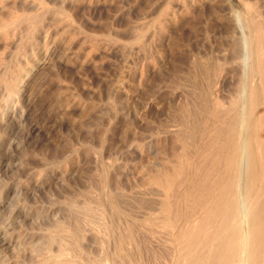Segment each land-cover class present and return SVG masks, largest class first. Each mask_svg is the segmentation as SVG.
I'll use <instances>...</instances> for the list:
<instances>
[{"label": "rangeland", "instance_id": "rangeland-1", "mask_svg": "<svg viewBox=\"0 0 264 264\" xmlns=\"http://www.w3.org/2000/svg\"><path fill=\"white\" fill-rule=\"evenodd\" d=\"M234 9L264 23V0H0V264H37L59 253L61 241L73 246L66 235L51 245L49 234L75 226L70 210L84 206L94 217L82 214L83 249L62 256L66 264H92L101 247L114 252V228L109 236L103 223L117 235L126 222L135 232L126 252L170 263L176 246L142 226L154 218L163 225L166 197L150 176L173 172L167 160L181 148L166 130L181 111L192 115L197 141L211 125L199 99L208 80L223 79L214 90L223 108L242 105L246 70ZM160 13L168 26L132 43ZM21 14L36 25L15 21ZM6 72L22 75L16 89ZM257 115L264 147V104ZM106 189L126 220L102 208ZM169 200L174 210L192 202Z\"/></svg>", "mask_w": 264, "mask_h": 264}, {"label": "bare ground", "instance_id": "bare-ground-1", "mask_svg": "<svg viewBox=\"0 0 264 264\" xmlns=\"http://www.w3.org/2000/svg\"><path fill=\"white\" fill-rule=\"evenodd\" d=\"M167 10L169 16H175L169 6L163 11ZM34 18L31 14H21L15 21H26L33 26L37 22ZM168 18L164 19L160 13L141 25L132 43L140 44L149 31L155 35L159 26H168ZM233 18L246 70L242 105L235 102L223 108L214 91L223 79L218 76L215 81L208 80L199 99L205 105L202 113L207 115L211 125L203 129L197 141L194 134L197 129L191 125L192 115L181 111L180 122L166 130L181 148L167 160L174 161L173 172L150 176V182L163 188L166 197L160 208L163 225L153 222L157 221L154 218L142 226L158 240L164 239L176 246L169 264H264V147L259 143L261 117L257 115L258 107L264 104V23L253 24L252 17L242 9H234ZM33 31L32 27L27 35ZM9 74L6 72V80L14 83L16 89L15 84L22 75L11 79ZM181 175H186L187 179L179 182ZM192 175L195 176L190 177ZM185 183L187 187L181 189ZM172 196L180 203L189 199L192 202L186 208L174 210L169 200ZM101 197L105 211L109 205L116 218L126 220L128 213L118 203L114 191L106 189ZM70 212L71 218L76 220L75 226L68 227L69 230L57 226L49 234V244H56L66 235L74 245L69 248L61 241L59 253H51L37 264H66L62 256L69 250H81L80 242L85 237L82 227L87 221V218L83 221L82 214L94 217V212L90 206L72 207ZM113 225L103 223L102 228L109 236L114 228L117 243L114 252L109 247L99 248V255L92 259V264H147L139 254L133 256L124 250L127 237L135 242L132 225L126 222L124 231L117 235Z\"/></svg>", "mask_w": 264, "mask_h": 264}]
</instances>
